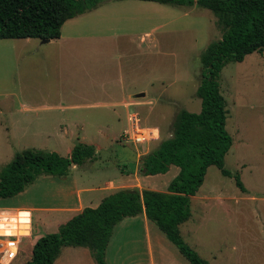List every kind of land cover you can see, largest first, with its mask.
Wrapping results in <instances>:
<instances>
[{
  "label": "rangeland",
  "instance_id": "1",
  "mask_svg": "<svg viewBox=\"0 0 264 264\" xmlns=\"http://www.w3.org/2000/svg\"><path fill=\"white\" fill-rule=\"evenodd\" d=\"M61 31L76 34L81 50L71 54L67 47V53L51 62L43 59L46 47L36 45L40 39H0V170L29 147L56 149L65 156L76 136L83 135L106 146L80 168L109 164L131 174L140 151L142 173L141 157L171 136L177 112L200 110L195 94L200 56L223 31L216 16L196 5L102 0L64 23ZM49 47L60 51L57 45ZM219 82L232 137L224 168L233 176L214 165L207 168L190 198V216L180 224V234L209 264H264V53L254 51L240 62L227 63ZM137 93L145 96L134 97L131 115L137 113L139 128L157 127L159 132L158 138L140 143L122 137L131 122L116 103ZM52 105L70 106L60 112ZM62 118L83 125L72 128L73 143L61 135ZM178 170L171 165L166 173L139 177L165 191ZM236 174L244 191L235 184ZM5 199L12 198H2L0 204ZM0 222V233H11L8 237L27 228L23 214L4 213Z\"/></svg>",
  "mask_w": 264,
  "mask_h": 264
},
{
  "label": "trees",
  "instance_id": "2",
  "mask_svg": "<svg viewBox=\"0 0 264 264\" xmlns=\"http://www.w3.org/2000/svg\"><path fill=\"white\" fill-rule=\"evenodd\" d=\"M102 0H0V39H54L63 23L98 6ZM209 9L222 28L200 56L201 79L196 89L199 112L181 109L172 123L171 136L141 157L144 175L179 168L165 191L120 189L96 207H85L61 224L56 232L40 236L25 264H52L64 247H86L96 264H106L105 250L116 224L126 216L144 212L190 264H209L183 240L179 226L190 216L189 202L202 185L206 170L216 166L225 176L224 157L232 145L226 129V105L219 76L229 62H240L254 51L264 53V0H148ZM95 157L93 145L77 142L68 156L55 151L25 148L0 170V198L23 191L40 175L65 176L72 164ZM236 186L245 187L236 174Z\"/></svg>",
  "mask_w": 264,
  "mask_h": 264
},
{
  "label": "crops",
  "instance_id": "3",
  "mask_svg": "<svg viewBox=\"0 0 264 264\" xmlns=\"http://www.w3.org/2000/svg\"><path fill=\"white\" fill-rule=\"evenodd\" d=\"M84 36L87 37V35ZM78 39L79 37L76 34L66 36L60 30L58 38L49 39L45 42L40 39L41 41H38L39 43H36V45L38 46L39 44L46 47L43 50L46 52L43 59L51 62L52 59L59 58L58 55L63 56V54L67 53V47L71 54L79 52L82 43ZM88 42L85 41V44ZM52 45L60 47V51L49 47ZM102 90L105 89L102 88ZM138 95L137 93L131 97L130 94H127L119 102H116L123 107L127 122L130 121L132 113L129 111V108L135 104L133 99L134 97H138ZM143 95L145 96V94ZM69 106L52 105V108L55 110L60 109V112H64ZM133 114L137 115V113ZM59 122L62 123L61 127H65L61 135L66 137L65 139L68 144L73 143L75 131L72 128L80 126L79 129L81 130L83 125L81 123H73L74 125H72V123L67 122L64 118ZM68 129H71L70 132ZM144 129L155 130L156 136L154 138H158L159 132L157 127H144ZM104 136L109 140L107 135ZM76 141L94 146L95 157L93 159L106 146V144H102L98 139L86 141L83 135L76 136ZM74 144L67 147L65 156L70 154ZM50 151H56L60 154L56 149ZM141 154L140 151L137 153L136 167L131 174L123 169V167H119L120 172H118L109 164L87 165L84 168H80L82 164L92 160L87 159L82 164H72L70 171L65 176L40 175L23 191L13 196L5 197L12 199H5V203L0 204V217L4 213L12 215L23 214L27 225V228L25 227L22 233L14 237L18 240V253L10 264H25L31 256L35 241L40 236L56 232L61 224L81 212L83 208L96 207L107 195L120 189L138 188L141 190L146 188L157 190V188L148 184L149 182H143L141 177H139L142 175V173L138 172ZM1 224L2 222H0ZM9 230L11 231L12 228ZM0 235L6 236L11 235V233H0ZM21 253L25 255L24 257L22 255L24 259L19 261L18 258ZM105 261L106 264H190L187 263L189 261L168 240L164 233L146 218L144 212L134 216H126L116 224L105 250ZM0 264L2 263L0 262ZM52 264L96 263L88 248L68 246L62 249Z\"/></svg>",
  "mask_w": 264,
  "mask_h": 264
},
{
  "label": "built area",
  "instance_id": "4",
  "mask_svg": "<svg viewBox=\"0 0 264 264\" xmlns=\"http://www.w3.org/2000/svg\"><path fill=\"white\" fill-rule=\"evenodd\" d=\"M131 129L134 131H126L122 137L130 139L134 143L143 142L146 139L156 136L155 130L139 128V118L136 114L130 117ZM132 133V135H130ZM10 235H0V262L2 264H10L18 253V240L14 237H8Z\"/></svg>",
  "mask_w": 264,
  "mask_h": 264
},
{
  "label": "water",
  "instance_id": "5",
  "mask_svg": "<svg viewBox=\"0 0 264 264\" xmlns=\"http://www.w3.org/2000/svg\"><path fill=\"white\" fill-rule=\"evenodd\" d=\"M49 39H43V41L45 42V41H48ZM139 95H143V93H141V94H139Z\"/></svg>",
  "mask_w": 264,
  "mask_h": 264
}]
</instances>
